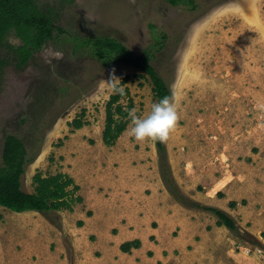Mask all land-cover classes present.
Here are the masks:
<instances>
[{
  "label": "rangeland",
  "instance_id": "rangeland-1",
  "mask_svg": "<svg viewBox=\"0 0 264 264\" xmlns=\"http://www.w3.org/2000/svg\"><path fill=\"white\" fill-rule=\"evenodd\" d=\"M194 1L197 7L191 9L167 0H34L41 10L54 14L66 33L46 42L22 68H16L8 47L21 44L14 31L0 46V58L8 61L0 84V166L8 134L36 146L41 139L39 154L22 178V188L33 192V175L57 170L53 155L69 134L84 129L77 137L90 139L102 133L111 94L107 80L113 69L120 79L131 76L125 85L134 102L130 113L141 117L149 113L156 98L148 76L140 77L143 73L129 65L103 68L92 48L80 45L81 39L100 34L119 39L137 55H152V64L178 101V120L166 142L181 153L229 152L226 143L231 137L236 142L249 140L255 149L264 143V0ZM163 34L166 39L158 49L154 44ZM57 54L62 58L56 59ZM127 103L126 98L121 100L123 106ZM82 109L88 123L72 129L68 122ZM130 113L119 138L140 149L156 147L153 140L129 136ZM219 138L226 143L217 144ZM206 142L209 145L203 148ZM10 213L14 211L0 207V227ZM214 242L218 246L207 253L204 264L263 260L256 253L232 249L234 244L255 245L247 231L239 236L219 232Z\"/></svg>",
  "mask_w": 264,
  "mask_h": 264
},
{
  "label": "crops",
  "instance_id": "crops-1",
  "mask_svg": "<svg viewBox=\"0 0 264 264\" xmlns=\"http://www.w3.org/2000/svg\"><path fill=\"white\" fill-rule=\"evenodd\" d=\"M81 131L56 149L59 167L51 174L71 176L82 201L48 215L7 214L0 264H204L218 246L215 235L230 231L217 226L213 214L173 198L161 179L156 147L140 149L121 137L105 147L102 133L90 144L88 136L77 137ZM186 140L192 145L191 136ZM227 140L229 152L212 155L181 153L166 142L172 174L187 196L230 214L256 240L264 264V143L255 149L249 140ZM137 240L138 247L121 250ZM246 247L253 248L232 249Z\"/></svg>",
  "mask_w": 264,
  "mask_h": 264
},
{
  "label": "trees",
  "instance_id": "trees-1",
  "mask_svg": "<svg viewBox=\"0 0 264 264\" xmlns=\"http://www.w3.org/2000/svg\"><path fill=\"white\" fill-rule=\"evenodd\" d=\"M167 1L172 5L184 4L191 9L197 7L194 0ZM10 31H14L21 41V44L17 46L8 45L12 51L16 68H22L26 65L46 42L66 33L61 26L56 24L54 14L50 10H41L34 0H0V46L3 45ZM165 39L166 35L163 34L161 40L160 38L157 39L154 46L161 49ZM79 42L83 47L92 48L94 57L103 68L129 65L143 73L140 77L148 76L156 103L165 96H172L170 86L152 64V55L149 52L137 55L129 50L123 42L109 34L94 35L81 39ZM7 63L5 58H0V84ZM130 80L131 76L124 75L120 83L124 86L125 93L123 95L111 93L106 102L105 127L102 132V140L105 145L112 146L127 127L130 109L134 105L130 89L125 86ZM125 98L128 103L123 106L121 100ZM85 115L86 109H82L68 122V126L72 129L82 128L88 123ZM38 142L37 146L31 142V144H27L14 134H8L5 137L2 149V165L0 166V207L18 213L37 211L48 215L53 211L71 209L75 203L82 201V197L77 194L79 186L71 176L63 172L44 174L37 171L32 178L33 192L25 191L22 188V178L26 167L39 154L42 140L40 139ZM154 142L161 179L173 198L186 208L200 209L213 214L217 218V226H224L239 236L242 232L241 228L230 214L195 201L181 191L172 174L165 142ZM230 205L234 207L235 202ZM139 245L138 240L125 242L121 245V250L129 251L132 247Z\"/></svg>",
  "mask_w": 264,
  "mask_h": 264
},
{
  "label": "clouds",
  "instance_id": "clouds-1",
  "mask_svg": "<svg viewBox=\"0 0 264 264\" xmlns=\"http://www.w3.org/2000/svg\"><path fill=\"white\" fill-rule=\"evenodd\" d=\"M56 59H61L62 54H57ZM121 79L112 70L107 80V88L113 94L123 95L125 88L120 83ZM178 101L175 94L165 96L157 103H153L146 116H137L130 113L131 127L129 136L136 141L150 139L158 142H166L178 120ZM264 108V105H261Z\"/></svg>",
  "mask_w": 264,
  "mask_h": 264
},
{
  "label": "built area",
  "instance_id": "built-area-1",
  "mask_svg": "<svg viewBox=\"0 0 264 264\" xmlns=\"http://www.w3.org/2000/svg\"><path fill=\"white\" fill-rule=\"evenodd\" d=\"M246 253H251L252 251H254V253L256 254H260L262 253V250L260 248H254V249H250L248 247L243 249Z\"/></svg>",
  "mask_w": 264,
  "mask_h": 264
}]
</instances>
